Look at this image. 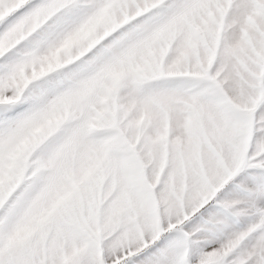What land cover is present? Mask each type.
Listing matches in <instances>:
<instances>
[{
  "label": "snow or ice",
  "instance_id": "snow-or-ice-1",
  "mask_svg": "<svg viewBox=\"0 0 264 264\" xmlns=\"http://www.w3.org/2000/svg\"><path fill=\"white\" fill-rule=\"evenodd\" d=\"M0 264H264V0H0Z\"/></svg>",
  "mask_w": 264,
  "mask_h": 264
}]
</instances>
